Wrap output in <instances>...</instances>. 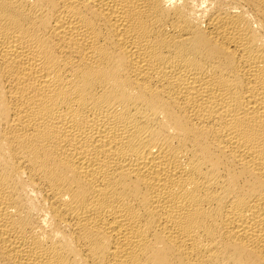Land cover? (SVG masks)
Here are the masks:
<instances>
[{
	"label": "bare ground",
	"instance_id": "6f19581e",
	"mask_svg": "<svg viewBox=\"0 0 264 264\" xmlns=\"http://www.w3.org/2000/svg\"><path fill=\"white\" fill-rule=\"evenodd\" d=\"M0 264H264V0H0Z\"/></svg>",
	"mask_w": 264,
	"mask_h": 264
}]
</instances>
